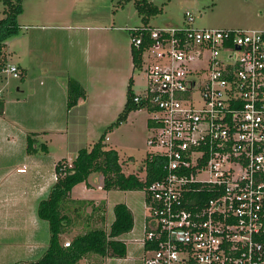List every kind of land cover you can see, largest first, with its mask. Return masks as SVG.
<instances>
[{"label":"built area","instance_id":"built-area-1","mask_svg":"<svg viewBox=\"0 0 264 264\" xmlns=\"http://www.w3.org/2000/svg\"><path fill=\"white\" fill-rule=\"evenodd\" d=\"M185 21L125 28L146 66L131 104L149 113L147 162L162 161L142 190V264H264V30Z\"/></svg>","mask_w":264,"mask_h":264},{"label":"rangeland","instance_id":"rangeland-1","mask_svg":"<svg viewBox=\"0 0 264 264\" xmlns=\"http://www.w3.org/2000/svg\"><path fill=\"white\" fill-rule=\"evenodd\" d=\"M140 1L143 0H21V13L16 18L18 32L3 41V53L6 64L19 63L25 73L21 77L19 72L20 77L14 78L0 72V101L5 120L18 125L26 136H32L30 131L68 128L70 140L83 136L82 149L87 150L105 135L103 143L117 152L125 176L134 173L143 178L151 152L147 145L149 113L132 110L115 125L126 105L129 88L135 93L147 83L146 66L133 65L131 36L125 28L141 27L145 25L144 19H148L150 27H183L187 25L185 13H190L194 19L192 26L198 29L264 30V0H146L159 9L155 16L143 15L137 6ZM2 10L0 0V20L4 18ZM69 57L76 68L70 71L69 80L80 82L86 94L72 110L67 109V86L63 89L59 73L65 69L62 63L70 67ZM41 59V63L52 65L47 75L34 66ZM77 117L81 123L74 125ZM32 139L36 152H42L40 145L45 144L60 154L54 163L65 160L71 165L77 156L78 152L69 155L65 151L60 135L48 132V138ZM75 194L85 200L106 199L107 224L113 221L114 206L122 196L87 189L83 184L77 185ZM131 195L145 215L141 200L144 193L135 191ZM90 210L91 207L85 209ZM98 221L92 226L99 225ZM106 231L109 232V227ZM60 242L63 246L71 238L60 237ZM80 262L88 264L85 260Z\"/></svg>","mask_w":264,"mask_h":264},{"label":"crops","instance_id":"crops-1","mask_svg":"<svg viewBox=\"0 0 264 264\" xmlns=\"http://www.w3.org/2000/svg\"><path fill=\"white\" fill-rule=\"evenodd\" d=\"M60 59L62 61V58ZM69 61H71L69 62V68L67 63L64 65L62 63V67H65V69L59 70V73L63 77L60 81H62V87L65 90L69 78H72L70 71L74 72L76 69L71 57H69ZM122 61L123 58L121 59V62ZM41 62L42 59L34 66L38 67V71H42L43 74L47 75L48 71L50 72L52 69V65L48 62ZM65 62H68V60H65ZM11 65L17 67L22 77L25 73V68L19 63L17 65L11 63ZM78 84H80V82H78ZM62 96L66 98L64 94H62ZM80 102L79 99L73 109L76 108ZM3 115L4 114L0 115V264H15L19 262L28 264L36 263L45 254L50 240L49 225L46 221L39 219L37 214L38 205L41 200L47 197L56 182L53 180V175L54 166L57 163L54 162L55 158L60 156V154H56L53 148L50 149L47 145V152L45 153L36 151L31 152V154L27 153V136L25 132L15 123L5 120ZM74 122V125L81 123L80 118H75ZM68 131V128L63 129L62 127H56L53 131L42 129L39 131H30V133L34 134L33 137L35 139L40 138L41 140L48 138V132L60 135L61 140L64 141L62 147L69 155H72L73 153L71 152H78L80 149L84 148L80 140H83V136H77L76 140H70L67 135ZM48 142L52 143V139L49 138ZM61 162L69 161L63 160ZM119 164L125 175L120 158ZM23 168H25L24 173L18 172V170ZM129 175H134V173H130ZM142 175H144V172ZM101 182L102 178H100L99 175L92 174L88 178L87 183L80 184H83L87 189H100L106 191L102 189ZM76 187L77 185L74 186L69 193L70 200L92 202L95 206H101V210L93 212L91 206L82 207L80 204H71L69 209L62 212V214L70 217L75 224L70 225L66 229V232L60 235V237L69 236L72 241L76 236L83 235L94 229H103L108 233L106 228L109 227L110 230L114 219L111 223L107 224L105 215L107 206L106 199L97 201L79 199L78 195L75 194ZM107 192L111 194L120 193L122 196L120 198V203L117 204L125 205L132 216V230L119 239L126 248V255L122 258L109 256L101 258L93 255L85 257L82 260L87 261L88 264H109L112 261H115L116 264H142L144 253L137 239H139L142 234L145 215L138 205V200L131 195L135 191L111 189L107 190ZM141 200L144 207V197ZM88 207H91L90 212L85 211ZM88 216H90V218L87 219ZM97 219L99 220V225L93 227L92 225ZM80 261L78 264L81 263Z\"/></svg>","mask_w":264,"mask_h":264},{"label":"trees","instance_id":"trees-1","mask_svg":"<svg viewBox=\"0 0 264 264\" xmlns=\"http://www.w3.org/2000/svg\"><path fill=\"white\" fill-rule=\"evenodd\" d=\"M4 18L0 20V72L6 69V60L3 53L5 47L4 40L18 32L16 18L21 13V0H1ZM142 14L155 16L159 9L146 0L137 3ZM145 25L147 20L144 19ZM132 61L135 67H140L139 52L132 50ZM131 90L127 91V102L119 115L115 125H119L128 113L137 110L131 104ZM85 92L75 81L67 82V109L76 106L79 99L85 98ZM3 103L0 101V115L4 113ZM32 136L26 137L27 153L34 152V139ZM105 135L93 145L90 150L81 149L71 165L65 162H58L54 167L57 180L51 188L47 197L39 202L37 214L39 219L46 221L50 229L49 246L43 257L36 263L30 264H78L80 260L88 256H98L101 258L114 257L122 258L126 255L124 244L118 239L129 233L133 227V220L130 211L123 204H117L114 207V221L110 230L106 233L103 229H94L83 235H78L65 248L60 242V235L66 232V229L75 224L72 219L62 212L69 209L70 205L80 204L91 206L92 211L101 210V206H95L92 202L70 200L69 193L72 188L80 183H87L92 174H97L102 178V189H116L120 191H142L144 187L160 175L161 159L156 158L153 162H146L147 174L145 181L139 180L136 175L125 176L119 164V157L115 150L106 149L103 143ZM38 146V145H37ZM42 152H47L45 144L40 145ZM90 216L87 217V219ZM28 264V263H15Z\"/></svg>","mask_w":264,"mask_h":264}]
</instances>
